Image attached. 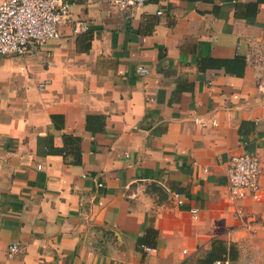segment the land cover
Returning <instances> with one entry per match:
<instances>
[{
    "label": "crops",
    "instance_id": "obj_1",
    "mask_svg": "<svg viewBox=\"0 0 264 264\" xmlns=\"http://www.w3.org/2000/svg\"><path fill=\"white\" fill-rule=\"evenodd\" d=\"M65 1L89 32L0 60V264L264 254V0Z\"/></svg>",
    "mask_w": 264,
    "mask_h": 264
},
{
    "label": "built area",
    "instance_id": "obj_2",
    "mask_svg": "<svg viewBox=\"0 0 264 264\" xmlns=\"http://www.w3.org/2000/svg\"><path fill=\"white\" fill-rule=\"evenodd\" d=\"M149 0H111V5L125 11L144 7ZM71 26L72 36L90 31L86 20L72 16L71 5L65 0H0V60L8 56L23 57L32 50L43 48L52 40L63 37L62 26ZM140 75L149 74L147 68L138 69ZM262 175L259 156L244 152L229 162L228 187L234 200L260 191ZM175 197L183 203L179 194ZM19 248L13 246L16 253ZM214 264H230L218 260Z\"/></svg>",
    "mask_w": 264,
    "mask_h": 264
},
{
    "label": "rangeland",
    "instance_id": "obj_3",
    "mask_svg": "<svg viewBox=\"0 0 264 264\" xmlns=\"http://www.w3.org/2000/svg\"><path fill=\"white\" fill-rule=\"evenodd\" d=\"M246 264H264V254L255 255L252 252H249Z\"/></svg>",
    "mask_w": 264,
    "mask_h": 264
},
{
    "label": "trees",
    "instance_id": "obj_4",
    "mask_svg": "<svg viewBox=\"0 0 264 264\" xmlns=\"http://www.w3.org/2000/svg\"><path fill=\"white\" fill-rule=\"evenodd\" d=\"M219 258V253L213 252L211 253L207 258L206 261L203 264H213L217 259Z\"/></svg>",
    "mask_w": 264,
    "mask_h": 264
}]
</instances>
